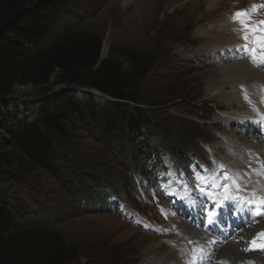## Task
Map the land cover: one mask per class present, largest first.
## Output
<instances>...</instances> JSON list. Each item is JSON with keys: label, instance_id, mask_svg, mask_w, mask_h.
<instances>
[{"label": "rangeland", "instance_id": "obj_1", "mask_svg": "<svg viewBox=\"0 0 264 264\" xmlns=\"http://www.w3.org/2000/svg\"><path fill=\"white\" fill-rule=\"evenodd\" d=\"M169 1L67 0L70 12L60 24L101 35L104 40L102 59H106L111 51L120 46L151 57L152 70L144 83L147 99L140 106L150 111L157 121L194 140L188 153L200 159L195 169L188 170L180 165L185 161H181L185 156L182 155L184 151L170 156L164 153L161 155L162 160L158 161L153 156H145V140L141 134L127 138L118 131L114 137H110L98 129H92L77 133V143L59 151L62 179L36 172L21 181L11 182L10 195H17L22 200L31 213L30 218L37 219L42 214L40 204L43 203L45 207L63 214L59 222L51 225V229L62 235L68 243L78 245L80 257L72 264L169 263L174 258V255L169 256L171 252L174 253L177 248L182 253L185 250L177 237L181 234L180 222L184 219L183 222L192 224L194 218L187 217L201 214L202 218L197 219L203 224L206 212L213 209L212 205L207 208L209 200L204 203L201 198L210 195L221 202L232 197L230 190L238 183L232 181L236 175L228 172L231 152L229 138L246 144L249 134L259 131V127L254 131L256 122L253 120L255 118L250 120L252 117L245 122L241 118L225 120L224 113L230 107L211 97L208 85L216 80L219 66L228 57H233L227 50H220V46L204 48L205 40L197 38L196 34L204 26L213 31L216 26L225 25L222 27L225 28L228 23L234 22L237 27V20L241 19L246 20L245 25L255 28L264 20L258 18L264 13V0H261L259 7L252 5L253 0H223L216 13H208L204 2L194 4L195 0H176L177 4L169 9ZM230 14L232 16L227 22ZM260 26L264 28V24ZM248 32L244 34L249 37L247 41L240 39L243 47L247 45L246 49L249 50L247 58L253 60L250 50L255 48L256 60L253 61L262 64L261 49L254 42L252 32ZM230 44H233L229 46L231 49L236 47V42L223 46ZM221 53H225V56ZM118 59L124 68L130 67L128 58ZM67 91L79 96H94L98 100L106 98L86 88L61 87L41 97L37 88L28 85L17 87L11 101L21 111L29 109L38 113L45 101ZM123 142L133 147L131 150L138 160L131 153L127 162L124 156L120 159L113 155V147ZM126 163L137 166L144 163L145 169L130 174ZM186 164L190 168L192 163ZM100 169L107 170L114 177L115 184L122 190L121 196L114 199L110 206L106 204V198L100 199L98 210L105 204L106 211L81 213L75 197L82 187L91 193L100 190L96 183L99 175H95ZM80 179L85 180L83 186L79 184ZM193 202L199 213L190 208ZM245 203L248 205V202ZM233 210L231 207L230 213ZM230 227L227 224L224 229L230 230ZM233 235L229 232L227 239ZM224 242L217 236L218 244L216 249H212L206 264H221L218 252L228 244Z\"/></svg>", "mask_w": 264, "mask_h": 264}, {"label": "trees", "instance_id": "obj_2", "mask_svg": "<svg viewBox=\"0 0 264 264\" xmlns=\"http://www.w3.org/2000/svg\"><path fill=\"white\" fill-rule=\"evenodd\" d=\"M69 6L67 0H0V264H72L79 259L78 245L51 229L63 214L43 203L42 214L30 218L9 187L36 172L62 179L58 153L77 143V133L98 129L110 137L118 131L127 138L141 134L145 156L158 161L164 153L184 151L182 160L196 156L188 153L194 140L140 106L147 99L144 83L152 70L151 57L120 46L102 59L101 35L60 24ZM118 57L128 58L130 67L124 68ZM28 85L37 88L41 97L61 87L86 88L106 98L67 91L46 99L38 113L21 111L11 98L17 87ZM113 149V155L124 156L126 162L129 153L138 160L133 147L124 142ZM126 166L130 174L145 169L144 163ZM95 175L100 190L91 193L82 187L75 197L81 213L106 211L105 204L98 210L100 199L106 198L110 206L121 196L107 170ZM79 182L83 186L85 180Z\"/></svg>", "mask_w": 264, "mask_h": 264}, {"label": "bare ground", "instance_id": "obj_3", "mask_svg": "<svg viewBox=\"0 0 264 264\" xmlns=\"http://www.w3.org/2000/svg\"><path fill=\"white\" fill-rule=\"evenodd\" d=\"M175 1H169V9H172ZM201 2L206 4L208 13H216L223 0H195L194 4ZM260 2L261 0H257V2L253 0L252 5L259 7ZM231 16L232 14L227 18V22ZM258 18L259 20L260 18L264 19V13ZM245 21L244 19L237 20L239 22L237 27L234 22L228 23L225 28H222L225 25H219L213 31L209 30L210 28L207 26L200 27L196 37L205 40L204 48L220 46V50H227L233 57V59L228 57L226 62L219 66L216 80L208 85L211 97L219 99L227 107H230V110L224 113L225 120L228 118L232 120L239 118L238 120H240L241 118L245 122L252 117L250 120L255 118L253 120L256 122L253 128L259 127V131L256 132L254 129L255 132L249 134L250 142L246 141L248 142H245L246 144L228 137L231 148L230 157H228V161H230L228 169L230 171L228 172L236 175L232 181L238 183L233 190H230L232 197L223 199L221 202L214 200L215 198L213 199L210 195V198L208 195L205 199L201 198L204 203L209 200L210 204L207 203V208L213 205L212 210L217 212L216 221H212V223L205 221L202 224L197 219L202 218L201 214L187 217L194 218L192 224L183 222L185 221L183 219L180 222L181 234L177 237L182 241L185 250L182 253L181 249L177 248L174 253L171 252L169 256L174 255V258L172 257L170 261L167 260L169 261L167 264H206L205 261L210 258L208 254L212 249H216L218 244L217 236L228 243L218 252L221 264H264V236H261L264 234V204H261V201L264 200V62L257 64L247 58L249 50L243 47L240 40L245 37L244 34L250 33L244 27ZM258 28L261 27L258 26ZM259 35L260 33L256 34V36ZM252 38L255 39L254 36ZM230 42H236L234 45L236 47L231 49L233 44L223 46ZM221 54L225 56V53ZM245 201L254 208L249 207ZM231 207L234 208L232 213H230ZM190 208H193V212L199 213L195 202H193V206L190 205ZM260 218L263 219L260 220ZM227 224H230V230L224 229ZM239 226L240 228H238ZM229 232L234 235L228 240Z\"/></svg>", "mask_w": 264, "mask_h": 264}, {"label": "snow or ice", "instance_id": "obj_4", "mask_svg": "<svg viewBox=\"0 0 264 264\" xmlns=\"http://www.w3.org/2000/svg\"><path fill=\"white\" fill-rule=\"evenodd\" d=\"M238 15H240V14L238 13ZM260 23H261V24H264V21H262V22H260ZM244 27H245L248 31L253 32V35H254V37H255L254 42H255V43H258V46H259V48L261 49V56H260V59H261L262 61H264V28H252L251 25H245ZM257 32L260 33L259 36H256V35H255ZM244 39L247 41V40L249 39V37H248L247 35H245ZM245 47H247V45H245ZM250 51H252V53H253L252 59H253V60H256V55H255V51H256V49L253 48V49H251ZM261 204H264V200L261 201ZM216 215H217V212H216V211H214V210H209V211L207 212V218H208V219H207V222H208V223H212V218L215 217ZM261 236H264V234H261ZM253 243L255 244V241H253Z\"/></svg>", "mask_w": 264, "mask_h": 264}]
</instances>
